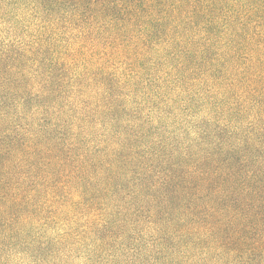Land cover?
<instances>
[{
    "label": "trees",
    "instance_id": "16d2710c",
    "mask_svg": "<svg viewBox=\"0 0 264 264\" xmlns=\"http://www.w3.org/2000/svg\"><path fill=\"white\" fill-rule=\"evenodd\" d=\"M41 222L264 264V0H0V237Z\"/></svg>",
    "mask_w": 264,
    "mask_h": 264
},
{
    "label": "rangeland",
    "instance_id": "374dc122",
    "mask_svg": "<svg viewBox=\"0 0 264 264\" xmlns=\"http://www.w3.org/2000/svg\"><path fill=\"white\" fill-rule=\"evenodd\" d=\"M69 226L15 224L8 239L0 237V264H155L153 250L145 245L148 236L144 231L140 232L141 239L138 232L127 229L125 234L136 241L119 240L108 248L74 225Z\"/></svg>",
    "mask_w": 264,
    "mask_h": 264
}]
</instances>
